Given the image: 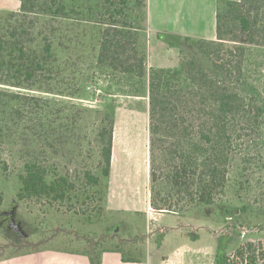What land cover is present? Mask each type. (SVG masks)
Returning <instances> with one entry per match:
<instances>
[{
  "label": "rangeland",
  "instance_id": "374dc122",
  "mask_svg": "<svg viewBox=\"0 0 264 264\" xmlns=\"http://www.w3.org/2000/svg\"><path fill=\"white\" fill-rule=\"evenodd\" d=\"M20 14L19 1L0 0V62L14 45L34 48L45 37L62 47L53 70L46 69L44 77L22 87L6 86L31 98L30 111L10 115L0 105V214H4L0 216V261L92 250H117L131 261L153 253L157 260L158 255L168 257L191 243L195 234L200 238L189 264H215L220 247L232 256L247 242L264 244V115L260 129L247 132L246 142H237L224 194L212 208L192 209L183 217L162 215L150 207L149 75L155 69L180 68L191 54L176 44L179 41L164 44L148 31L146 76L131 79L98 67L100 30L92 23L71 20L62 24L60 33L55 32L59 29L55 24L53 29L49 25L30 29L31 35L21 38L20 33L14 39L10 33L22 19ZM233 19L235 15H229ZM233 29L236 32L231 30L230 36L241 37ZM245 48L241 90L264 109V44ZM25 61L24 68H31V61ZM3 68L0 64V87L13 84L6 81ZM110 101L116 111L112 168L105 178L100 133L108 129ZM34 156L56 173L69 171L72 177L91 173L100 178L98 191L91 190L81 205L18 199V177L25 161ZM14 208L26 237L7 226V213ZM167 234L160 251L159 238ZM259 264L264 261L259 259Z\"/></svg>",
  "mask_w": 264,
  "mask_h": 264
},
{
  "label": "trees",
  "instance_id": "16d2710c",
  "mask_svg": "<svg viewBox=\"0 0 264 264\" xmlns=\"http://www.w3.org/2000/svg\"><path fill=\"white\" fill-rule=\"evenodd\" d=\"M17 1L22 17L18 20L23 23L17 21L10 33L12 38L20 33L24 38L31 35L30 29L43 30L48 25L53 29L55 24L59 25L55 32L60 33L67 21H87L100 30L98 67L111 68L131 79L146 76L148 0ZM229 15H235V19L230 21ZM233 27L242 38L230 36L231 30L236 32ZM42 33L37 36L40 38ZM177 41L174 43L186 49L191 58L183 61L180 68L155 69L149 75V178L151 209L183 217L192 209L212 208L217 203L225 191L237 142H246L247 132L260 129L264 109L255 97L241 90V85L245 46L264 44V2L220 0L216 40L184 37ZM29 46L14 45L8 50L7 59L0 62L6 67L2 71L6 81L13 83H2L5 86L0 87L1 110L10 115L30 111L27 108L31 107V98L6 86L22 87L44 77L46 69L53 70L62 47L51 44L47 37L36 47ZM27 58L31 68H24ZM107 107L111 112L108 129L103 128L100 133L105 178H109L112 168L116 111L111 101ZM18 178V199L35 198L50 205H81L91 190L98 191L100 186V178L91 173L81 177H72L69 171L56 173L35 156L25 161ZM105 252L111 250L72 253L87 255L90 264H102ZM259 259L264 261V244L247 242L232 256L220 247L215 264H259ZM123 260L131 261L125 257Z\"/></svg>",
  "mask_w": 264,
  "mask_h": 264
},
{
  "label": "crops",
  "instance_id": "0c3cea01",
  "mask_svg": "<svg viewBox=\"0 0 264 264\" xmlns=\"http://www.w3.org/2000/svg\"><path fill=\"white\" fill-rule=\"evenodd\" d=\"M219 1L148 0L149 32L156 34V38L163 41L164 44H168L169 41L175 42L184 37L216 40ZM167 236L168 234L159 238L160 251H162ZM199 238V235L194 234L191 243L187 242L184 246L176 248L168 257L162 258L161 256L160 259V255H158L157 260L154 259L153 253H150L146 259L124 262L118 252H105L102 256V264H189L191 254L197 251L195 244ZM56 252L45 256L2 260L0 264H90L89 258L85 255L65 251Z\"/></svg>",
  "mask_w": 264,
  "mask_h": 264
},
{
  "label": "water",
  "instance_id": "95a60500",
  "mask_svg": "<svg viewBox=\"0 0 264 264\" xmlns=\"http://www.w3.org/2000/svg\"><path fill=\"white\" fill-rule=\"evenodd\" d=\"M4 214H0V216H3ZM7 216H10V220L8 222V227H10L16 234L21 235L22 237H26L27 234L22 228V226L17 222L16 220V211L15 208L12 209L9 213H7Z\"/></svg>",
  "mask_w": 264,
  "mask_h": 264
}]
</instances>
